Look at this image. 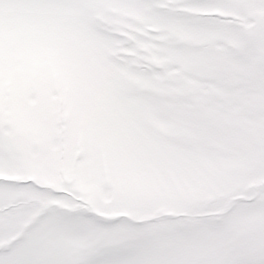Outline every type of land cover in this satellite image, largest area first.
I'll list each match as a JSON object with an SVG mask.
<instances>
[{"label":"snow or ice","instance_id":"6c2138e0","mask_svg":"<svg viewBox=\"0 0 264 264\" xmlns=\"http://www.w3.org/2000/svg\"><path fill=\"white\" fill-rule=\"evenodd\" d=\"M0 264H264V0H0Z\"/></svg>","mask_w":264,"mask_h":264}]
</instances>
